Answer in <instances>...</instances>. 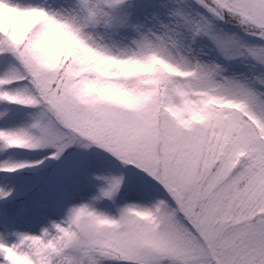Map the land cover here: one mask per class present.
<instances>
[{
  "label": "snow or ice",
  "instance_id": "1",
  "mask_svg": "<svg viewBox=\"0 0 264 264\" xmlns=\"http://www.w3.org/2000/svg\"><path fill=\"white\" fill-rule=\"evenodd\" d=\"M0 264H264V0H0Z\"/></svg>",
  "mask_w": 264,
  "mask_h": 264
}]
</instances>
